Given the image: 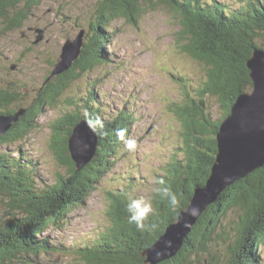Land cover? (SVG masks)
<instances>
[{
  "label": "trees",
  "instance_id": "trees-1",
  "mask_svg": "<svg viewBox=\"0 0 264 264\" xmlns=\"http://www.w3.org/2000/svg\"><path fill=\"white\" fill-rule=\"evenodd\" d=\"M23 1L26 0H0V21L20 27L29 6L27 3L22 6ZM151 1L99 0L94 12L97 19L90 24L93 35L91 32L84 38L81 54L68 70L53 77L51 71L37 100L39 110L43 111L44 102L55 104L78 74L92 72L100 64L99 58L111 59L104 47L110 38L107 23L120 17L137 23ZM158 1L179 16V52L202 64L205 72V81L197 89L184 81L186 101L176 103L174 109L183 128L182 143L159 176L183 197V207L173 212L153 192L157 215L150 216L145 228L138 230L127 223L125 211L134 180L108 191L107 225L98 237L76 249L77 264H148L143 252L189 206L195 188L205 185L216 160L220 125L237 96L249 92L253 85L246 61L256 47L264 50V0ZM14 87L12 84L7 88V92L15 93L13 97L0 90V107L5 108L0 109V115L22 112L11 128L0 134V264H31L29 261H35L31 255L60 250L54 238L44 233L50 227L61 228L68 213L85 203L95 191L112 166L110 157L121 146L117 133L124 130L127 136L134 114L121 110L105 119L101 103L94 97L98 90L90 85L89 95L83 97L88 113L82 115L78 104L75 112H65L51 124L50 146L67 172L54 183H44L39 180L35 164L23 160L22 153L13 155L3 147L5 142L24 139L36 126V103L29 108L20 105L7 109L21 99ZM209 96L218 97L222 114L218 119L210 111ZM83 118L97 131L99 142L92 161L78 170L69 138ZM232 211L236 214L230 219ZM263 244L264 166L226 187L200 215L177 254L159 264H258V248Z\"/></svg>",
  "mask_w": 264,
  "mask_h": 264
},
{
  "label": "rangeland",
  "instance_id": "rangeland-1",
  "mask_svg": "<svg viewBox=\"0 0 264 264\" xmlns=\"http://www.w3.org/2000/svg\"><path fill=\"white\" fill-rule=\"evenodd\" d=\"M98 1L26 0L21 4L29 5L28 13L20 27L6 28L0 21V72L3 68L10 70L8 73L3 71L4 75L9 74L4 80L13 77L21 98L7 109L20 105L29 108L34 104L37 89L47 84L45 80L53 70L52 62L56 63L60 58L62 44L67 39H76L85 29L83 47L84 38L92 32L90 24L97 19L94 12ZM152 1L137 23L123 17L107 23L105 28L110 38L104 47L111 59L99 58L101 62L92 72L78 74L55 104L43 103V111L39 110L36 101V126L24 139L5 142L3 146L13 155L22 153L23 160L35 164L39 180L51 184L67 172L51 149V124L63 113L75 112L78 104L80 113L86 115L83 99L89 95L90 85L98 90L94 97L100 101L105 119L121 110L134 114L125 139L135 138L137 149L128 152L121 142L117 152L110 157L112 166L91 196L68 213L61 228L50 227L44 233L54 238L60 250L38 252V256L30 254L35 260L29 261L31 264H77L74 263L78 258L76 249L98 237L107 225L108 191H115L134 180L132 195L152 198L159 176L164 174L166 164L173 160L182 143L183 128L174 112L175 104H182L183 99L186 101L184 84L189 82L197 89L205 81V72L202 64L179 52L177 13L158 0ZM222 1L235 3L239 0ZM41 35L42 40L36 41ZM255 50L264 51L256 47L252 55ZM13 65L16 67L12 69ZM5 81L3 85H6ZM253 89L254 85L249 92ZM217 98L209 96L208 101L214 119L222 115ZM235 214L232 211L228 217L231 219ZM258 255V264H264V244L258 248ZM202 257L208 261L204 255Z\"/></svg>",
  "mask_w": 264,
  "mask_h": 264
},
{
  "label": "water",
  "instance_id": "water-1",
  "mask_svg": "<svg viewBox=\"0 0 264 264\" xmlns=\"http://www.w3.org/2000/svg\"><path fill=\"white\" fill-rule=\"evenodd\" d=\"M84 34V30H81L76 39H68L63 44L51 77L72 66L81 52ZM41 38L42 35L38 40ZM247 65L254 89L252 93L243 92L237 96L216 135L218 154L210 176L204 186L195 188L189 206L179 213L177 220L170 223L157 242L143 252L148 264H159L175 256L200 215L219 194L264 166V51L255 50ZM19 114L0 115V134L11 128ZM98 142V133L88 120L83 118L74 126L69 148L78 170L92 161ZM193 207L199 209L194 216L189 214Z\"/></svg>",
  "mask_w": 264,
  "mask_h": 264
},
{
  "label": "clouds",
  "instance_id": "clouds-1",
  "mask_svg": "<svg viewBox=\"0 0 264 264\" xmlns=\"http://www.w3.org/2000/svg\"><path fill=\"white\" fill-rule=\"evenodd\" d=\"M117 135L118 138L123 141L124 148L128 152H134L137 149V140L131 136L125 139L124 130H120ZM157 184L159 186L154 189V196L166 202L173 212L183 207V197L178 195L170 184L166 183L163 178L159 179ZM125 211L127 213V223L129 225H135L138 230H143L145 228V222L150 216L157 215V210L153 205V198L143 195L137 197L129 194L127 196ZM198 211V208L193 207L189 210V214L194 216L198 214Z\"/></svg>",
  "mask_w": 264,
  "mask_h": 264
},
{
  "label": "flooded vegetation",
  "instance_id": "flooded-vegetation-1",
  "mask_svg": "<svg viewBox=\"0 0 264 264\" xmlns=\"http://www.w3.org/2000/svg\"><path fill=\"white\" fill-rule=\"evenodd\" d=\"M3 25H4L6 28H13L12 25H8V24H6V23H3ZM14 27H16V26H14ZM43 29H46V28H43ZM43 33H44V35L46 34L45 30H44ZM23 34L25 35L26 33H23ZM42 37H43V35H42ZM38 38H39V37H37V40H36V39H35V40L38 41ZM43 39H44V38H43ZM41 40H42V39H41ZM67 40H68V39H67ZM67 40H66V41H67ZM33 41H34V40H33ZM39 41H40V40H39ZM66 41H65V42H66ZM65 42H64V43H65ZM34 43H36V42L34 41ZM64 43H63V44H64ZM63 44H62V46H63ZM62 46H61V47H62ZM54 63H55V62L53 61V62H52V66H53V67H54V65H53ZM14 64L18 65V63H14ZM16 65L11 66V68L13 69L14 67H16ZM18 66H19V65H18ZM4 70L7 71L6 73L10 72V70L7 69V68H3V69H2V72H0V81H1V84H0V90H3V91H6V92H7V91H9V90H7L8 86L14 84V79H13V77H10V79H8V80L5 81V80H4L5 77L8 76L9 74L4 75V74H3V71H4ZM4 81L6 82V85H3V84H2ZM14 86H15V85H14ZM14 88H15V87H14ZM42 89H43V87H42L41 89H40V88L37 89L38 94H37V97H36L35 100H34V104L36 103L37 100L40 99L39 95L42 93V92H41ZM7 93H8V94H11L12 97L15 95V93H10V92H7ZM15 98L17 99L16 96H15ZM34 104H32V106H33ZM32 106H31V107H32Z\"/></svg>",
  "mask_w": 264,
  "mask_h": 264
},
{
  "label": "bare ground",
  "instance_id": "bare-ground-1",
  "mask_svg": "<svg viewBox=\"0 0 264 264\" xmlns=\"http://www.w3.org/2000/svg\"><path fill=\"white\" fill-rule=\"evenodd\" d=\"M71 152V151H70ZM71 156H72V154H71Z\"/></svg>",
  "mask_w": 264,
  "mask_h": 264
}]
</instances>
